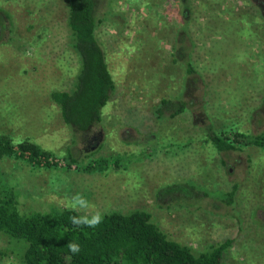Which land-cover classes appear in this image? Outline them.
<instances>
[{
    "label": "rangeland",
    "instance_id": "1",
    "mask_svg": "<svg viewBox=\"0 0 264 264\" xmlns=\"http://www.w3.org/2000/svg\"><path fill=\"white\" fill-rule=\"evenodd\" d=\"M96 2L115 89L102 121L81 133L51 100L80 72L66 2L0 0V135L31 140L58 164L0 160L20 209H69L82 193L91 211H146L194 251L232 240L227 264H264V147L254 145L264 135V0ZM164 100L175 109L159 113ZM232 131L245 138L219 152L211 139ZM101 158L111 159L105 172L80 171ZM0 247L22 250L1 235ZM16 252L2 264H20Z\"/></svg>",
    "mask_w": 264,
    "mask_h": 264
},
{
    "label": "trees",
    "instance_id": "2",
    "mask_svg": "<svg viewBox=\"0 0 264 264\" xmlns=\"http://www.w3.org/2000/svg\"><path fill=\"white\" fill-rule=\"evenodd\" d=\"M67 4V26L70 31L69 46L80 61L73 89L69 92L54 91L51 100L58 106L66 125L81 133H87L102 121L104 108L115 89L104 51L97 39L99 25L96 16V0H64ZM177 60V59H175ZM194 69L189 64L187 73ZM159 113L175 104L162 101ZM169 106V107H167ZM185 111V104L176 110L174 117ZM232 134V135H231ZM243 133L232 131L214 136L211 141L219 152L237 149ZM254 145L264 147V135L254 139ZM12 158L33 167L53 168L58 164L56 156L31 140L17 144L10 137L0 135V160ZM65 160L69 169L78 161L71 155ZM111 163L101 158L80 170L94 174L105 172ZM118 160L115 161L119 167ZM180 187L166 188L159 195H169ZM19 193L0 174V235L22 247L20 252L0 247V264L19 254L20 264H227L226 253L233 241L226 240L203 251L173 240L153 221L146 211L103 214V222L96 228L76 227L69 217L81 215L71 209L53 207L45 212H23ZM234 192L229 195L232 201ZM80 244L81 251L73 255L68 243ZM13 251V252H12Z\"/></svg>",
    "mask_w": 264,
    "mask_h": 264
},
{
    "label": "clouds",
    "instance_id": "3",
    "mask_svg": "<svg viewBox=\"0 0 264 264\" xmlns=\"http://www.w3.org/2000/svg\"><path fill=\"white\" fill-rule=\"evenodd\" d=\"M67 207L72 211L82 212L81 215L69 217L70 222L76 227L96 228L103 222V213L96 210L91 211L94 206L90 204L89 200L82 194L77 193L68 200ZM68 250L73 255L81 251L80 244L76 242H69Z\"/></svg>",
    "mask_w": 264,
    "mask_h": 264
}]
</instances>
